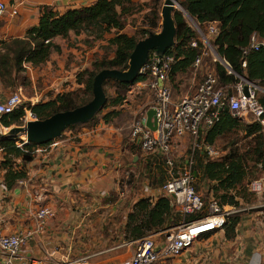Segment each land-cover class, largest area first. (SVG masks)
<instances>
[{
  "label": "crops",
  "instance_id": "0c3cea01",
  "mask_svg": "<svg viewBox=\"0 0 264 264\" xmlns=\"http://www.w3.org/2000/svg\"><path fill=\"white\" fill-rule=\"evenodd\" d=\"M97 1L0 0V3L15 2L19 6L18 15L12 16L9 11L0 16V43L24 38L31 28L39 25L42 7H51L62 15ZM135 18L136 15L130 19ZM123 33L131 35L132 31L126 27ZM87 39L85 34L77 36L74 33L68 39L57 38L55 44L60 50L53 52L45 65L19 75L14 88L0 83V102L16 93L23 96L25 103L47 102L60 93L73 91L79 84L78 74L74 76L72 70L81 68L80 73L90 69L89 60L92 58L93 61L96 54L101 53L99 49L105 42L92 38L87 42ZM44 76L45 79H36ZM190 83L194 85L195 80ZM138 86L142 88L145 84L139 83ZM194 89L179 99L191 94ZM187 140L185 138L182 142ZM133 143L128 126L107 124L103 120L70 131L51 144L38 148L31 163L23 165L21 159L15 160V170L24 168L27 178L13 190L5 184L7 169L3 167L4 154L0 151V219L5 232L34 233L21 249L15 264H62L72 262V256L98 252L103 253L87 260L86 264H128L131 261L133 251L107 250L114 240L125 237L129 218L140 201L149 199L156 202L163 197L159 190L161 185L147 186L140 193L132 191L130 181L140 162L137 156L140 148L135 152ZM135 144L139 145V142ZM240 202L244 201L240 199ZM42 209H51L55 217L48 219L44 229L39 230L37 214ZM260 214L259 209L249 215L251 219H241V225L245 227L257 219L258 225L264 226V217L257 218ZM261 231L264 233V227ZM219 234L225 241L222 246V262L225 264L263 262L264 249L252 232L235 234L230 239L223 230L213 236ZM237 259L241 261L233 263ZM2 261L0 251V264ZM183 261L190 263L192 257L186 253L182 259L168 263L181 264Z\"/></svg>",
  "mask_w": 264,
  "mask_h": 264
},
{
  "label": "trees",
  "instance_id": "16d2710c",
  "mask_svg": "<svg viewBox=\"0 0 264 264\" xmlns=\"http://www.w3.org/2000/svg\"><path fill=\"white\" fill-rule=\"evenodd\" d=\"M179 3L200 26L207 27L210 23H218L220 34L214 39V46L217 48L219 57L227 62L234 73L229 74L228 69L217 62L215 71L220 85L229 86L237 83L236 75L264 84V47L244 55V50L249 47L254 34L264 41V0H179ZM136 4L134 0H98L91 6L71 9L62 15L51 7H42L38 26L31 28L24 38L0 43V83L14 88L18 76L27 72L25 65L39 68L49 61L53 52L60 50L55 44L57 38L68 39L72 33L77 36L85 34L88 39L92 38L94 41L107 40L108 44L114 48V58L97 59L90 69H85L77 76V83L84 87L83 93L80 90L60 93L47 102H40L33 106L25 104V106H28L38 120H46L56 113L85 105L90 100L88 96H93L94 79L99 72L105 69L125 71L129 68L130 56L140 40L136 35H129L123 31L127 26V18L134 16L137 11ZM174 17L177 27L176 44L166 53L167 56L175 59L170 73L172 94V84L176 78L195 69V61L203 53V45L189 26L184 13L176 10ZM88 39L87 42L90 41ZM194 40L198 41L196 48L191 47ZM244 61L246 68H243ZM149 80L150 76L143 74L134 83L114 82L117 90H128L133 84L145 83ZM203 81L204 77L201 83ZM81 93L83 96L80 95ZM123 100L124 98L119 94L113 101V105L117 106ZM260 102L264 106V96L260 97ZM24 107L12 114L1 116V125L5 129H10L14 125L22 126V119L25 116ZM114 114L117 117L120 116V113L113 111L105 114L102 120L111 124V117ZM97 118L86 125L71 127L68 130L74 131L80 127L92 125ZM232 132H243L246 137H252L248 145L249 150L241 154L240 149H233L220 162L210 161L207 154L197 151L193 175L198 191L203 184H206L210 197L212 196L222 206L239 207L240 199L245 201L241 189H244L248 175L246 171L248 157L252 155L251 160H254L256 165H264V127L260 123H243L233 115L229 105L226 104L220 109L219 119L205 130L201 140L213 146L219 138ZM18 142V137L0 134V151L4 154L3 167L7 169L5 184L10 190L27 178L24 168L15 170L17 166L15 160L21 159L23 165L29 164L35 159L38 148L51 144L30 143L20 146ZM133 144L135 152L138 151V147L140 148V155L139 152L137 154L140 159L143 154L141 147ZM144 159L147 166L155 165L153 161L156 158L144 157ZM154 174L161 175L156 184L157 187L167 180L161 172ZM174 211L171 200L165 196L160 197L156 202L149 199L140 201L129 218L125 229V239L137 241L150 234L164 231L171 227L167 228L169 222L176 226L181 215L179 218L174 217ZM200 217L202 215H189L186 220L193 221ZM231 223L235 227L240 223V218L238 216L231 218L225 229ZM228 236L231 238L230 234Z\"/></svg>",
  "mask_w": 264,
  "mask_h": 264
},
{
  "label": "built area",
  "instance_id": "2783aa9c",
  "mask_svg": "<svg viewBox=\"0 0 264 264\" xmlns=\"http://www.w3.org/2000/svg\"><path fill=\"white\" fill-rule=\"evenodd\" d=\"M18 7L15 2L0 3V16L9 11L12 16L18 15ZM206 29L213 39L220 34L218 23H210ZM198 31L200 35L198 41L203 45V53L195 61L194 68L196 70L203 67L205 57L208 55L207 45L209 44L200 25H198ZM198 41L194 40L191 47L196 48ZM262 47H264V41L257 34H254L249 47L244 50V55H247L249 51H258ZM220 60H222L221 57H215V62ZM174 64V57L165 54L160 59L156 53H152L149 63L142 69V75L148 74L150 76L149 83L142 84L149 87L155 94V102L150 110H154L156 113V120L153 119V123L156 122L157 128L152 131L146 126L148 110L131 127V139L134 143L139 142L145 158H159L166 166L168 177L159 190L163 196L171 200L172 206L180 213L181 219L171 230L166 229L150 234L137 241H128L125 237L118 239L107 252L133 251V258L128 264H167L181 256L186 249L196 242L223 231L231 218L246 211V209H240L236 206H222L214 198L205 199L196 187L193 166L197 151L208 156H216L215 148L201 138L205 130L219 119L220 109L226 104L229 105L235 117L247 124L260 123L264 127V106L260 102V94H264V87L261 86V83L250 81L245 76L240 75H236L237 83L222 86L216 71L213 70L205 73L204 81L197 86L193 93L174 100L170 86V73ZM25 67L30 73L34 69L27 65ZM243 68H246L245 61ZM228 72L234 74L230 69ZM246 87L248 95L245 94ZM38 103L40 102L25 103L21 94H13L5 101L0 102V117L14 113L17 109L24 107L25 104L33 106ZM24 111L23 125L37 119L28 106L24 107ZM252 118L253 120H250ZM185 138L192 140V153L185 164L177 169L173 155ZM25 144L26 141L22 146ZM249 189L253 194L262 197L264 179L255 181ZM189 215H202V217L187 221ZM37 217L39 230H43L47 220L55 217V212L51 209H42L38 212ZM172 230L174 233L169 234ZM33 236L32 231L7 234L0 219L2 264H15L21 249L27 245ZM102 253L85 255L77 262H86ZM62 264H74V262H63Z\"/></svg>",
  "mask_w": 264,
  "mask_h": 264
},
{
  "label": "rangeland",
  "instance_id": "374dc122",
  "mask_svg": "<svg viewBox=\"0 0 264 264\" xmlns=\"http://www.w3.org/2000/svg\"><path fill=\"white\" fill-rule=\"evenodd\" d=\"M166 0H146L142 2H138L136 4L137 11L134 15H136L135 20H131V17L127 18V26L132 31V35H136L139 40H143L146 37L149 36L150 33H159L162 30V9L164 6ZM185 18L189 24V26L195 31V33L198 36V39L200 38L199 31H198V25H200L195 19L185 15ZM201 30L205 33V36L207 38V41L209 42L208 46V55L205 57L203 67L201 69H192L190 72L186 74L179 75L176 80L172 84L173 88V99L178 100L183 94L190 93L191 89L195 87V89L192 91V93L196 90L197 86L201 83L205 73L207 71H213L215 70V66L217 62H215V57H218L217 48L214 46V39L208 34L206 26H200ZM146 32H150L149 34H145ZM104 44L101 45V53L96 54L97 56L89 60L90 65H92L95 60L99 59H112L114 58V48L111 47L107 40H104ZM220 58V57H219ZM88 62V63H89ZM221 64H224L225 67L226 63L222 60L218 61ZM81 69V68H79ZM79 69L72 70V74L75 76L79 73ZM77 75V76H78ZM45 79L44 77H38L36 79ZM77 78V77H76ZM191 80H195L194 85L190 83ZM25 83V81H23ZM149 83V82H148ZM139 83L133 84L128 90L119 89L117 90L115 86V82L112 80H109L105 83V92L107 95V103L105 106L106 109H103L99 114L98 118L95 123L97 124L99 121L103 119V116L110 112H118L120 113V116L117 117L115 114L111 117L112 123L118 126H128L131 130V127L133 126L134 122L139 119L146 111L150 110V108L154 105L155 102V94L154 92L145 85V87L140 88L138 86ZM40 85H37L39 87ZM261 86L264 87V84H261ZM191 88V89H190ZM81 91L84 92L83 86H77L73 91ZM69 92V90H68ZM72 92V91H71ZM66 93V92H63ZM80 94L83 96V94ZM124 98L121 104L114 106L113 101L119 96V94ZM264 96V94H260V97ZM90 100L93 98V96H88ZM89 100V101H90ZM96 119V118H95ZM240 119V118H239ZM241 120V119H240ZM250 120H253L250 119ZM243 123H246L242 121ZM1 125V123H0ZM17 126V125H14ZM13 126V127H14ZM23 126V125H22ZM81 129L78 128L77 130ZM9 130V129H8ZM7 129H4L5 133L8 132ZM74 130V131H77ZM70 130H66L63 134V136H66ZM19 144L22 146V144L26 141L25 136H18ZM24 141V142H23ZM192 140H187L184 143L182 142L179 144L178 149L175 151L173 155V160L175 162V166L178 169V167H182L185 162L189 159L192 153ZM252 141V137H246V134L243 132H232L229 133L221 138H219L216 143L213 145L216 151V156H208L210 161L217 162V161H223L225 157H227L233 149H240L241 154H244L246 151L249 150L248 145ZM22 143V144H21ZM142 153V152H141ZM140 155V154H139ZM249 163L247 164V179L244 185V189H241L242 197H245L244 202H240V206L238 208L240 209H246V211H243L242 213L238 214V217L240 218V225L242 220L244 219H251L249 215L255 212H258L260 209L259 217H264V207L261 208V206H264V194L262 197L257 196L256 194H253L250 192L249 187L254 183L255 181H259L261 179H264V165L258 164L254 162L252 159V155L248 157ZM155 164L153 167L147 166L145 164V159L140 156V162L138 165V168L133 172V177L131 178L130 184L132 191H135L136 193H140V191H143L145 187H156L157 182L160 179V174L155 175L154 173L161 172V174H164L165 177H168L167 175V169L164 163L160 159H155L153 161ZM154 171V173L152 172ZM208 186L206 184H203L200 187V194L204 198H209L210 195L208 193ZM254 207L253 209H250ZM259 208V209H255ZM178 211H174V217L179 218ZM244 217V218H243ZM242 219V220H241ZM180 218L178 219V221ZM243 224V223H242ZM236 225L235 227L232 226V223L224 230V234L226 233V236L230 234L231 238L235 236V234L243 235L247 234L248 232H252L254 237L259 241L258 243L263 247L264 249V233L261 231L263 230L264 226L258 225L257 219L252 220L251 222L247 223V226L243 227V225ZM171 226V227H170ZM240 226V227H239ZM170 227V228H169ZM175 225H172L170 222L167 224V228L170 230L174 228ZM234 228V229H233ZM174 233V231H170L169 234ZM230 238V239H231ZM118 241L114 240L109 247H112L113 244ZM225 243V241L222 239V234L215 235L213 237H210V239H205L196 242L194 245H192L190 248L186 249L183 252L184 254H189L192 257V261L190 263H183L181 264H225L222 262L223 252H222V246ZM263 243V244H262ZM210 248V250H209ZM262 249V250H263ZM208 251V252H207ZM95 252V251H94ZM116 252V251H115ZM263 254V262L264 264V251H262ZM83 255V254H82ZM78 255V256H72L70 261H73L74 264H86V262H77L81 257H84L85 255ZM89 255V254H86ZM183 256H179L175 258L174 260L182 259ZM241 261L240 259L235 260L233 263H236L237 261ZM169 264V263H168ZM179 264V263H177Z\"/></svg>",
  "mask_w": 264,
  "mask_h": 264
},
{
  "label": "water",
  "instance_id": "95a60500",
  "mask_svg": "<svg viewBox=\"0 0 264 264\" xmlns=\"http://www.w3.org/2000/svg\"><path fill=\"white\" fill-rule=\"evenodd\" d=\"M179 10L191 17L179 3V0H166L162 9V30L159 33H150L148 37L140 40L133 50L129 68L125 71L105 69L99 72L93 84V98L76 109L59 112L46 120H32L23 126H14L4 133L5 129L0 125V134L6 136H25L26 144L46 145L60 139L64 132L71 127L86 125L93 121L103 110L107 103L105 83L109 80L121 83H134L142 75V69L149 63L151 54L156 53L160 59L175 46L177 27L175 11ZM226 66L229 67L226 61ZM230 69V67L228 68ZM245 94L248 95L246 87ZM156 113L149 110L146 126L152 131L156 130Z\"/></svg>",
  "mask_w": 264,
  "mask_h": 264
}]
</instances>
